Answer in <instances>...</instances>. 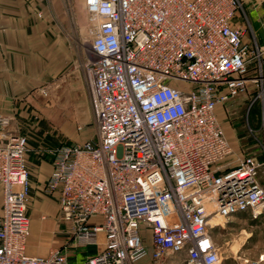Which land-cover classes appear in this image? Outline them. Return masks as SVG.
Returning <instances> with one entry per match:
<instances>
[{"label":"built area","instance_id":"1","mask_svg":"<svg viewBox=\"0 0 264 264\" xmlns=\"http://www.w3.org/2000/svg\"><path fill=\"white\" fill-rule=\"evenodd\" d=\"M82 1L93 24L83 66L94 136L49 150L42 188L72 247H96L79 264H221L220 219L264 209V150L233 164L216 115L258 81L234 22L242 0ZM10 124L0 115V264H69L66 246L27 253L28 142Z\"/></svg>","mask_w":264,"mask_h":264},{"label":"crops","instance_id":"2","mask_svg":"<svg viewBox=\"0 0 264 264\" xmlns=\"http://www.w3.org/2000/svg\"><path fill=\"white\" fill-rule=\"evenodd\" d=\"M242 2L244 5L250 0ZM68 5L72 6L76 19H79L84 9L82 0H0V115L12 119L11 128L16 133H25L27 128L37 129L43 134L50 132L41 119L50 114L43 103V90L55 96V100H60L58 106L65 114L67 105L77 106L71 99L72 94L78 91L76 97L79 95L83 100L89 96L84 73L69 70L74 59L68 40L61 31L63 23L68 22ZM237 20L234 22L240 25ZM226 104L227 101L217 107L216 115L234 152L235 135L232 137L228 133L227 123L221 116ZM80 105L84 106L82 100ZM61 124L65 126L63 122ZM30 152L26 155L31 188L27 205L30 221L27 253L45 256L52 249L66 246L69 247L65 249L69 264H79L86 256L94 254L96 247H72L70 232L60 220L57 201L42 191L52 172L51 157L32 148ZM256 158L262 160L263 154ZM261 179H264L262 174L259 180L264 184ZM1 208L0 185V213ZM100 239H103L102 235ZM35 240L37 248L33 246ZM140 264L147 262L144 260Z\"/></svg>","mask_w":264,"mask_h":264},{"label":"rangeland","instance_id":"3","mask_svg":"<svg viewBox=\"0 0 264 264\" xmlns=\"http://www.w3.org/2000/svg\"><path fill=\"white\" fill-rule=\"evenodd\" d=\"M67 7L68 22L63 23L61 31L68 40L74 59L69 70L84 73V60L94 58L89 47L93 35V24L85 8L81 16L79 14V19H76L72 6ZM237 21L246 31L244 42L252 47L255 55L250 64L251 70L248 72V77L251 78V73H255L258 81L256 84L249 83L246 92L230 98L221 114L227 123L228 133L236 137H233L236 149L229 159L233 161V164L238 158L244 156H261L264 150V0H250L249 3L244 4L242 14H239ZM86 88L89 94L88 86ZM77 94L78 91L72 94L71 98L77 106L67 105L66 114L58 106L60 100H55V96L51 94H42L45 109L48 108L50 114L41 119L50 132L43 134L37 129L27 128L25 133H19L28 136L29 151L26 155L31 153L32 148L50 157L49 150L57 147L61 142L81 141L86 137L94 136L90 98L87 96L86 100H83L79 95L76 97ZM81 100L84 105L82 107ZM47 103L48 106H46ZM11 126L12 119L10 124L12 130ZM77 127H81L82 130H78ZM12 133L16 134L13 130ZM261 180L264 182V179ZM261 213L258 218H252L250 212L238 214L228 218L223 225L213 230L214 242L222 256L221 264H244L245 260L264 255V209ZM242 240L244 242L241 248L234 250V245ZM33 243H35L33 246L37 248V240Z\"/></svg>","mask_w":264,"mask_h":264},{"label":"bare ground","instance_id":"4","mask_svg":"<svg viewBox=\"0 0 264 264\" xmlns=\"http://www.w3.org/2000/svg\"><path fill=\"white\" fill-rule=\"evenodd\" d=\"M225 221H226V219H224V218H221V219H220V222H221V223H225ZM243 242H244L243 240L240 241V242H237L236 245H234L233 249H234V250H238L239 248H241Z\"/></svg>","mask_w":264,"mask_h":264},{"label":"trees","instance_id":"5","mask_svg":"<svg viewBox=\"0 0 264 264\" xmlns=\"http://www.w3.org/2000/svg\"><path fill=\"white\" fill-rule=\"evenodd\" d=\"M255 115H256V112H255Z\"/></svg>","mask_w":264,"mask_h":264}]
</instances>
